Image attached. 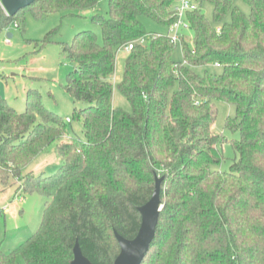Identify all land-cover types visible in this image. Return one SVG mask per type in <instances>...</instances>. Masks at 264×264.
I'll return each instance as SVG.
<instances>
[{
  "label": "trees",
  "instance_id": "trees-1",
  "mask_svg": "<svg viewBox=\"0 0 264 264\" xmlns=\"http://www.w3.org/2000/svg\"><path fill=\"white\" fill-rule=\"evenodd\" d=\"M101 1L36 0L9 16L0 0V29L14 18L24 26L26 11L42 18ZM202 1L186 14L194 38L182 36L183 61L173 59L177 43L141 21L147 15L170 27L176 0H109L108 16H92L102 41L84 30L63 46L75 64L65 90L85 104L74 117L86 141L68 135L71 121L49 110L37 89L27 90L24 111L0 93V182L17 178L18 189L47 198L36 231L9 252L0 244V264H71L76 242L94 264H114L121 250L116 232L137 235L138 207L150 200L157 176L163 207L142 264H264V0H244L249 14L235 0H211L215 22L232 16L218 27L202 13ZM141 38L146 44L128 52L116 85L128 111L113 104L111 77L119 48ZM211 62L222 70L196 72ZM215 100L236 107L226 126L241 134L227 171L219 169ZM51 145L59 168L24 174Z\"/></svg>",
  "mask_w": 264,
  "mask_h": 264
},
{
  "label": "rangeland",
  "instance_id": "rangeland-1",
  "mask_svg": "<svg viewBox=\"0 0 264 264\" xmlns=\"http://www.w3.org/2000/svg\"><path fill=\"white\" fill-rule=\"evenodd\" d=\"M245 13L251 11L250 5L244 0H235ZM202 13L215 26H221L223 22L232 19L228 13L222 22H215L214 5L211 0H203L200 3ZM5 10V9H4ZM100 13L104 16L109 14V0H102L95 8L86 10H65L47 14L42 18H36L31 11L24 13L25 25L18 26L17 18L7 22L0 29V93L11 106L19 111L26 107V94L29 88L37 89L42 95L45 106L60 115L64 120L68 117V135L79 137L86 141L83 124L75 119L74 110L85 107L82 102L74 103L72 97L65 90L68 74L73 71L75 64L64 52L63 46L71 44L74 37L80 31L90 30L95 32L102 41V29L99 24L92 20V16ZM141 21L150 32L170 34V27L162 25L147 15L141 16ZM1 25V17H0ZM57 29L51 38V42L41 45L39 41ZM11 34V36L9 35ZM181 35L192 43L194 30L184 28ZM129 51L120 49L117 53L116 69L111 77L115 85L113 104L116 107L131 110V105L116 86L123 76L125 61ZM175 61L184 60V51L181 43L173 53ZM199 74L206 71L220 72L222 67L214 62L195 67ZM216 122L214 128L223 136L219 147L224 156L219 165L221 170H230L233 160L238 157L234 143L239 142L241 134L238 130L229 129L226 121L236 114V107L225 101L215 100ZM61 165V159L51 145L44 149L25 168L24 174L34 172L52 174ZM21 180L10 178L4 185L0 182V244L6 252L15 249L22 241L38 229L41 224L42 211L47 198L40 193L30 192L19 188ZM20 264L25 262L20 259Z\"/></svg>",
  "mask_w": 264,
  "mask_h": 264
},
{
  "label": "water",
  "instance_id": "water-1",
  "mask_svg": "<svg viewBox=\"0 0 264 264\" xmlns=\"http://www.w3.org/2000/svg\"><path fill=\"white\" fill-rule=\"evenodd\" d=\"M36 0H1V4L9 16H15L21 9L30 6ZM161 181L162 177H156V185L150 200L138 209L142 214V222L137 235L126 238L116 232L121 250L114 264H142L151 243L156 234L160 213L162 210L161 202ZM71 264H94L82 252L78 242L74 246V258Z\"/></svg>",
  "mask_w": 264,
  "mask_h": 264
},
{
  "label": "built area",
  "instance_id": "built-area-1",
  "mask_svg": "<svg viewBox=\"0 0 264 264\" xmlns=\"http://www.w3.org/2000/svg\"><path fill=\"white\" fill-rule=\"evenodd\" d=\"M199 7V2L198 0H176V3L174 4V10L177 13V19L175 22L170 25V34H167L169 38L171 39L172 42L174 43H181L182 35L181 31L184 28L189 27V22L186 19V14L188 11L195 10ZM140 42L141 44H146V39L141 38L136 41L128 42L124 45H122L120 49L130 51L131 49L134 48V45ZM216 66H220V63H215ZM67 121H71V119L68 117Z\"/></svg>",
  "mask_w": 264,
  "mask_h": 264
},
{
  "label": "crops",
  "instance_id": "crops-1",
  "mask_svg": "<svg viewBox=\"0 0 264 264\" xmlns=\"http://www.w3.org/2000/svg\"><path fill=\"white\" fill-rule=\"evenodd\" d=\"M9 35L11 36V34H9ZM3 209H4V208H3ZM3 209H2V210H3ZM3 211H4V210H3ZM4 212H5V211H4Z\"/></svg>",
  "mask_w": 264,
  "mask_h": 264
}]
</instances>
